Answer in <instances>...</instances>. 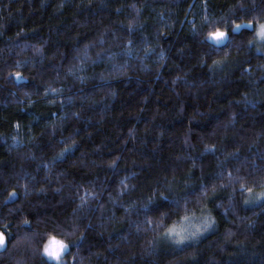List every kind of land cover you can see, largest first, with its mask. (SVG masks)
<instances>
[{"label":"trees","instance_id":"trees-1","mask_svg":"<svg viewBox=\"0 0 264 264\" xmlns=\"http://www.w3.org/2000/svg\"><path fill=\"white\" fill-rule=\"evenodd\" d=\"M262 23L264 0H0V264H54L51 237L61 264H264Z\"/></svg>","mask_w":264,"mask_h":264},{"label":"rangeland","instance_id":"rangeland-1","mask_svg":"<svg viewBox=\"0 0 264 264\" xmlns=\"http://www.w3.org/2000/svg\"><path fill=\"white\" fill-rule=\"evenodd\" d=\"M224 40L219 43L215 42L214 40L213 41L217 44H222ZM256 40L258 43V47H257L258 51L264 53V39L260 38L257 35V32H256ZM17 80L19 81L18 78ZM206 220L207 219H204V218H197L190 222H185V223L180 224V226L175 228V231L172 234L170 235L167 234L169 242H171L172 244L176 246H183V245L196 241L197 239L201 238L208 232L209 227L207 225ZM181 237H183V239H181ZM49 240L47 241L46 246L49 244ZM2 248L3 247H0V249ZM65 251L61 253V257L65 253ZM43 255L48 261L54 264H61L60 262L61 259L59 261L53 260L52 258L47 256L45 252H43Z\"/></svg>","mask_w":264,"mask_h":264},{"label":"snow or ice","instance_id":"snow-or-ice-1","mask_svg":"<svg viewBox=\"0 0 264 264\" xmlns=\"http://www.w3.org/2000/svg\"><path fill=\"white\" fill-rule=\"evenodd\" d=\"M245 26L251 27V23L249 22V24L247 25L237 24L236 29ZM257 35L260 38L264 39V23L258 25ZM210 38L215 42L219 43L222 42L226 37L223 32L217 30L214 33H210ZM249 191L251 190L249 189ZM174 231H175V227L169 228L167 230L169 235L172 234ZM181 239H183V237H181ZM0 247H6V237L3 231H0ZM67 247L68 246L64 244L63 241L57 240L55 237H51L49 240V244L44 249V252L47 254V256H49L53 260L59 261L61 259V253H63Z\"/></svg>","mask_w":264,"mask_h":264}]
</instances>
